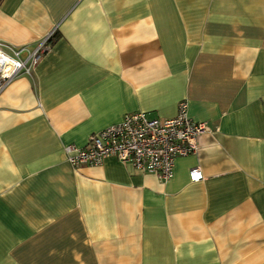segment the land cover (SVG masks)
Masks as SVG:
<instances>
[{
  "label": "crops",
  "instance_id": "crops-1",
  "mask_svg": "<svg viewBox=\"0 0 264 264\" xmlns=\"http://www.w3.org/2000/svg\"><path fill=\"white\" fill-rule=\"evenodd\" d=\"M55 27L0 88V264H264V0H0L7 54ZM181 100L210 132L170 180L65 161Z\"/></svg>",
  "mask_w": 264,
  "mask_h": 264
},
{
  "label": "built area",
  "instance_id": "built-area-1",
  "mask_svg": "<svg viewBox=\"0 0 264 264\" xmlns=\"http://www.w3.org/2000/svg\"><path fill=\"white\" fill-rule=\"evenodd\" d=\"M52 29L33 49L15 47L11 54L2 50L0 41V88L20 75H30L38 59L48 50ZM210 132L204 123L191 120L185 100L177 103L176 114L170 119L149 118L144 112L124 115L122 120L92 134L83 147L66 145L65 161L74 169L98 167L107 159L152 173L162 181L173 177L175 161L195 154L198 138ZM192 182L203 179L199 169L189 173Z\"/></svg>",
  "mask_w": 264,
  "mask_h": 264
},
{
  "label": "trees",
  "instance_id": "trees-1",
  "mask_svg": "<svg viewBox=\"0 0 264 264\" xmlns=\"http://www.w3.org/2000/svg\"><path fill=\"white\" fill-rule=\"evenodd\" d=\"M54 36H55V35H54ZM54 36H53V37H54Z\"/></svg>",
  "mask_w": 264,
  "mask_h": 264
}]
</instances>
